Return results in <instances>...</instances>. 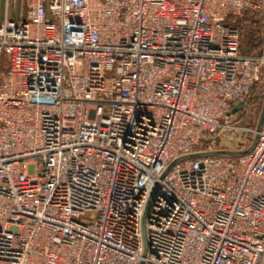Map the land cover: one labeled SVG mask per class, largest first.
Listing matches in <instances>:
<instances>
[{
	"label": "built area",
	"instance_id": "built-area-1",
	"mask_svg": "<svg viewBox=\"0 0 264 264\" xmlns=\"http://www.w3.org/2000/svg\"><path fill=\"white\" fill-rule=\"evenodd\" d=\"M247 12L264 0H30L0 21V264H264Z\"/></svg>",
	"mask_w": 264,
	"mask_h": 264
},
{
	"label": "rangeland",
	"instance_id": "rangeland-1",
	"mask_svg": "<svg viewBox=\"0 0 264 264\" xmlns=\"http://www.w3.org/2000/svg\"><path fill=\"white\" fill-rule=\"evenodd\" d=\"M233 23L236 25V27L240 30V53L241 54H250L253 55L251 48H249V44L251 42V39L253 35L257 33L259 30L261 33L260 35L264 38V14L261 12H248L243 14L241 17H237L233 19ZM260 23V26H259ZM264 51V46L262 49V52ZM7 68L6 58L3 56H0V81L5 73ZM261 106V105H260ZM260 106L257 109V111L254 113V116L252 119H250V126L253 128L256 126L258 114L260 110ZM249 144L253 140V136L248 137ZM84 222H88L90 220H94V216L92 214L86 215L83 219Z\"/></svg>",
	"mask_w": 264,
	"mask_h": 264
},
{
	"label": "water",
	"instance_id": "water-1",
	"mask_svg": "<svg viewBox=\"0 0 264 264\" xmlns=\"http://www.w3.org/2000/svg\"><path fill=\"white\" fill-rule=\"evenodd\" d=\"M241 110V104L238 103L235 106H233L231 113H234L236 111ZM264 120V92H263V98H262V102H261V106H260V110H259V114H258V119H257V123L255 126V131L259 132L261 127H262V123ZM257 137L254 136L252 142L250 143V145L244 149V150H240V151H209V152H201V153H194V154H190V155H186V156H182L179 157L175 160H173L165 169V171L163 172V174L161 175V178L169 171V169L178 161L180 160H184V159H193V158H198V157H202V156H210V155H227V156H242L247 154L252 147L254 146L255 142H256ZM147 208V205H146ZM146 208L144 210V213L142 215L141 218V233H142V242H143V247L145 249V234H144V219H145V212H146Z\"/></svg>",
	"mask_w": 264,
	"mask_h": 264
},
{
	"label": "trees",
	"instance_id": "trees-1",
	"mask_svg": "<svg viewBox=\"0 0 264 264\" xmlns=\"http://www.w3.org/2000/svg\"><path fill=\"white\" fill-rule=\"evenodd\" d=\"M248 13V12H247ZM231 24H233L234 26H236L233 23V20L230 22ZM260 26V23H259ZM260 31L258 30L257 33L255 34V36L253 35L251 42L249 44V48H251L252 50H254L252 52L253 55L250 54H243L246 56H259L262 53V49L264 46V38L260 35ZM239 51H240V43H239ZM263 92H264V78L257 84H255L252 88L251 91V106H250V111L249 113L245 116L244 118V123L245 125L250 126V119H252V117L254 116V113L257 111V109L259 108V106L261 105L262 102V98H263ZM255 128V126L253 127Z\"/></svg>",
	"mask_w": 264,
	"mask_h": 264
},
{
	"label": "crops",
	"instance_id": "crops-1",
	"mask_svg": "<svg viewBox=\"0 0 264 264\" xmlns=\"http://www.w3.org/2000/svg\"><path fill=\"white\" fill-rule=\"evenodd\" d=\"M30 0H0V21L20 22L24 20Z\"/></svg>",
	"mask_w": 264,
	"mask_h": 264
}]
</instances>
